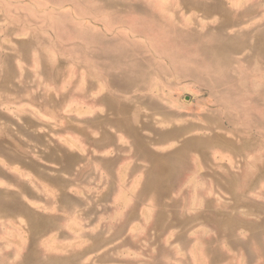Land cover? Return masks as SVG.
<instances>
[{
    "label": "rangeland",
    "instance_id": "1",
    "mask_svg": "<svg viewBox=\"0 0 264 264\" xmlns=\"http://www.w3.org/2000/svg\"><path fill=\"white\" fill-rule=\"evenodd\" d=\"M0 264H264V0H0Z\"/></svg>",
    "mask_w": 264,
    "mask_h": 264
},
{
    "label": "crops",
    "instance_id": "2",
    "mask_svg": "<svg viewBox=\"0 0 264 264\" xmlns=\"http://www.w3.org/2000/svg\"><path fill=\"white\" fill-rule=\"evenodd\" d=\"M187 143L189 144L190 141H188ZM145 146L146 145H143V149H142L141 145L139 146L138 150H141V151L137 154L138 156H141V154H143L145 158L150 156L146 153L147 150L144 148ZM102 150L103 151L108 150V147L104 146L102 148ZM149 150L153 154H155V151H153L151 149H149ZM114 151H123V150L120 149L119 147H117V149H114ZM151 158H152V163H150V168H149L148 174L146 175L145 180H143L141 195L145 196L146 194L151 193V194H153V199L156 202H159L162 197H167V196H170L172 194V193L167 192L166 190L164 191V189H163L166 185L167 186L171 185V179L166 177V173L170 172V170H169V168H167L168 166L166 164H164V162L156 161V157H151ZM117 162L118 161H115L114 164ZM102 168L104 170H106L104 166H102ZM166 179H167V182H164ZM50 209L52 210L51 206H50ZM115 226L117 227V229L123 230L124 232H126V231L130 230L131 223L130 224H126V223L125 224H119V222H118V224H114V227ZM119 230H117L116 232H118ZM99 234L100 233H97L95 235V237H91V241L92 242L100 241L101 236ZM115 239H116V234H115V232H113L111 235L107 236L106 241L111 242V241H114Z\"/></svg>",
    "mask_w": 264,
    "mask_h": 264
},
{
    "label": "bare ground",
    "instance_id": "3",
    "mask_svg": "<svg viewBox=\"0 0 264 264\" xmlns=\"http://www.w3.org/2000/svg\"><path fill=\"white\" fill-rule=\"evenodd\" d=\"M155 22H156V23H154V26H158V25L160 24L157 20H155ZM201 51L204 53L203 56L205 55L206 60L211 59V65H213V66L216 67L217 64H222V60H221V58L217 55V53L214 52V51H211V49H209L208 47H206V46L203 47V48L201 49ZM208 56H209V58H208Z\"/></svg>",
    "mask_w": 264,
    "mask_h": 264
}]
</instances>
